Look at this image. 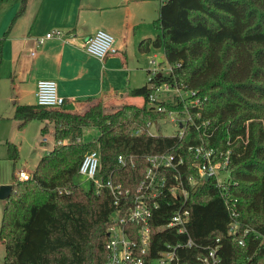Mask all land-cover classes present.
Wrapping results in <instances>:
<instances>
[{"label":"trees","instance_id":"16d2710c","mask_svg":"<svg viewBox=\"0 0 264 264\" xmlns=\"http://www.w3.org/2000/svg\"><path fill=\"white\" fill-rule=\"evenodd\" d=\"M26 2L21 0L11 25ZM153 26L157 35L142 39L139 50L163 48L171 70L150 76L146 84L130 91L142 97L141 104L106 111L99 99L84 112L16 106L14 117L21 121L20 128L33 119L47 120L42 134L52 123L56 141L69 142L56 144L45 154L30 179L13 180L0 225L4 264H106L114 198L107 187L98 191L92 182L84 189L76 182L84 156L98 150L99 177L106 181L111 176L115 183L135 189L150 154H181L184 178L198 176L192 145L213 148L215 159L229 151L228 198L237 202L238 238L228 234L233 217L214 179L196 190L186 181L188 231L158 227L178 204L175 199L161 201L151 221L148 259L159 257L168 245L181 244L176 249L180 261L197 263L207 247L219 244L222 264H264V0H165ZM163 83L177 84L194 93L189 99L199 100L187 107L183 102L161 101L181 114L189 111L193 123L183 135L148 131L149 122L165 116L150 101V94ZM88 126L98 127L99 136L78 141ZM9 150L16 162L18 147L9 143ZM119 155H133L134 165L122 166ZM189 238L194 241L191 247L186 245Z\"/></svg>","mask_w":264,"mask_h":264},{"label":"crops","instance_id":"0c3cea01","mask_svg":"<svg viewBox=\"0 0 264 264\" xmlns=\"http://www.w3.org/2000/svg\"><path fill=\"white\" fill-rule=\"evenodd\" d=\"M164 1L27 0L24 11L11 25L21 7V0H18L16 12L0 36V82L4 80L15 93L11 97L12 117L16 106L30 111L27 106L37 105L36 84L42 78L57 81L60 94L67 100L63 111L76 109L84 112L99 99L105 106L119 104L118 96L124 97L133 89L130 85L137 72L149 71V59L153 55L159 56L162 50L165 61L163 48H153L148 53L139 50L142 39L157 35L153 21L159 16ZM55 28L80 40L103 29L114 36L117 52L99 59L60 38L37 42V38ZM130 51L134 52V58ZM147 77L149 79L150 75ZM46 121L33 119L23 128L18 125L23 133L21 144L16 146L20 152L22 143H30L36 163L33 171L41 158L56 145L54 138L49 147L51 139L47 137L50 133L53 135V125L42 134ZM33 130H37L35 138L31 136Z\"/></svg>","mask_w":264,"mask_h":264},{"label":"built area","instance_id":"2783aa9c","mask_svg":"<svg viewBox=\"0 0 264 264\" xmlns=\"http://www.w3.org/2000/svg\"><path fill=\"white\" fill-rule=\"evenodd\" d=\"M60 38L66 42L73 44L89 54L104 59L111 53H116L114 36L99 29L94 34L85 39H77L74 35L63 29L55 28L48 31L43 37L37 38L38 43H43L47 38ZM35 52H32L34 54ZM157 55H153L149 59L151 66L150 76L154 77L167 69L170 72V65L163 61L157 60ZM163 90L164 94L170 93L173 98L164 100L158 98V92ZM194 94L191 91L182 89L177 84L163 83L153 93L150 94V101L154 105V109L171 117V121L178 122L176 116L185 115L186 119L179 121V132L183 135L185 128L193 123V118L189 111L185 110L184 114L175 109H169L161 101L179 103L183 102L185 107L187 104H198L199 100H192L189 97ZM36 102L39 106L49 108L64 107L66 105V97L62 96L58 89V83L54 79L42 78L36 84ZM164 116V117H165ZM159 120V119H158ZM149 122V133L151 125L157 123ZM138 130L137 133H140ZM173 135V134H167ZM78 141L80 139L78 138ZM69 139L57 140L56 144L68 143ZM190 150L195 153V161L193 166L198 170V176L191 174L184 178L183 165L185 159L183 155L174 152H162L150 154L146 157L148 165L143 178L137 184L135 189L126 188L121 183H115L110 176L106 181L99 177L100 155L98 150L89 151L83 158L79 168V174L91 180L99 191L102 187H107L113 198L115 209L110 215L109 226L107 230V263L106 264H152V261L158 259L161 264H222L218 254L219 244L209 246L208 252L200 256L197 263L180 261L176 249L181 244L168 245V249L163 251L161 255L153 260L148 259L151 248V224L154 217L155 209L159 208L161 201L170 203V199L177 200L178 204L171 216L161 218L158 227L166 229L176 227L180 232H187V223L190 219V210L187 207V198L189 190L186 187V181L196 190L205 180L214 179L222 197L226 198L227 207L233 217L228 230V234L237 239L240 222L238 220L237 202L229 197L228 183L230 182V174L227 171L228 153L223 155L222 159H215L213 148L205 145H192ZM221 155V156H222ZM118 161L122 166L134 165V156L119 155ZM32 177V173L25 169H19L15 174L17 181L28 180ZM217 238V242H219ZM239 242L243 244V239ZM187 246L194 245L192 238L188 239Z\"/></svg>","mask_w":264,"mask_h":264},{"label":"rangeland","instance_id":"374dc122","mask_svg":"<svg viewBox=\"0 0 264 264\" xmlns=\"http://www.w3.org/2000/svg\"><path fill=\"white\" fill-rule=\"evenodd\" d=\"M18 8V0H0V36H3V33L5 30H7L11 19L13 18V15L15 14L16 10ZM33 52V51H32ZM131 57L134 58V52L130 51ZM147 59V58H146ZM157 60H163V51L161 50V53L157 57ZM162 61L163 65H166ZM167 66V65H166ZM165 74H167V69H164ZM149 73L147 70H141L140 72H137L136 78L133 82H131V87L135 88L144 85L147 82V79L149 76ZM0 187L4 184H11L13 182V176L19 169H27L30 172H33V169L35 167V160L34 155L32 152V148L30 146V143L25 141L22 143V147L20 149V157L15 162L11 156H10V150H9V143L10 144H17L19 146L22 141V133L21 130L18 128V125L20 124L19 119H15L11 115V109H12V103L11 97L13 94V89L10 88V85L7 84L4 80H1L0 82ZM121 94V93H120ZM15 96V95H14ZM119 101H121L119 104H111L109 106H105L106 111H114L123 104L127 103H135V104H141L142 103V97L140 96H134L131 93L127 94L124 97L118 96ZM158 98L159 99H166L170 100L173 98V96L168 93L164 94L163 90L158 92ZM92 104L89 105V107ZM88 107V106H87ZM86 107V108H87ZM59 109L63 110V107H58ZM82 109V108H81ZM178 119V122H172L170 119L171 117L166 115L165 117L158 120L157 123H153L151 125L152 133L154 134H177L179 132V121L185 120V115H178L176 116ZM52 126V123L50 124ZM49 125V126H50ZM31 132V128L29 129ZM37 134V130H33L32 137L35 138V135ZM100 134V131L98 127L96 126H88L83 128L82 133V140L84 142L91 141L95 138H97ZM48 138L51 139V142L49 143V147H51V143L54 140V137L52 133L48 134ZM29 141V140H28ZM75 180L77 183H79L84 189H89L91 186V180H88L86 176L82 174H78L75 177ZM6 199L0 198V225H1V218L4 210ZM6 254V248L3 240L0 239V264H4ZM152 264H161L158 259H155L152 261ZM169 264V263H165Z\"/></svg>","mask_w":264,"mask_h":264},{"label":"water","instance_id":"95a60500","mask_svg":"<svg viewBox=\"0 0 264 264\" xmlns=\"http://www.w3.org/2000/svg\"><path fill=\"white\" fill-rule=\"evenodd\" d=\"M13 191V185L11 184H4L0 187V198L1 199H8Z\"/></svg>","mask_w":264,"mask_h":264}]
</instances>
